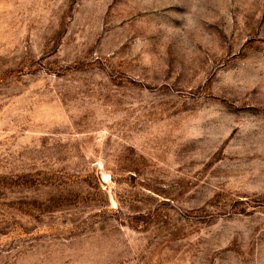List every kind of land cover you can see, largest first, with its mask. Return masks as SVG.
Masks as SVG:
<instances>
[{
  "label": "rangeland",
  "instance_id": "1",
  "mask_svg": "<svg viewBox=\"0 0 264 264\" xmlns=\"http://www.w3.org/2000/svg\"><path fill=\"white\" fill-rule=\"evenodd\" d=\"M0 264H264V0H0Z\"/></svg>",
  "mask_w": 264,
  "mask_h": 264
}]
</instances>
